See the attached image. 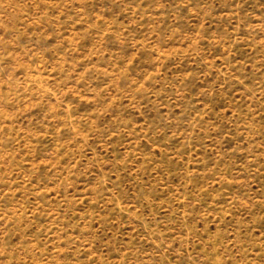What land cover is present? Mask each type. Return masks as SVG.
I'll return each mask as SVG.
<instances>
[{
  "label": "rangeland",
  "instance_id": "374dc122",
  "mask_svg": "<svg viewBox=\"0 0 264 264\" xmlns=\"http://www.w3.org/2000/svg\"><path fill=\"white\" fill-rule=\"evenodd\" d=\"M0 264H264V0H0Z\"/></svg>",
  "mask_w": 264,
  "mask_h": 264
}]
</instances>
